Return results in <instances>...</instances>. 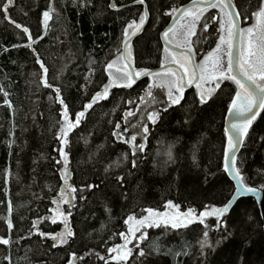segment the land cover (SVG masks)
Returning <instances> with one entry per match:
<instances>
[{
    "label": "trees",
    "instance_id": "obj_1",
    "mask_svg": "<svg viewBox=\"0 0 264 264\" xmlns=\"http://www.w3.org/2000/svg\"><path fill=\"white\" fill-rule=\"evenodd\" d=\"M111 1L126 7L113 11ZM189 1L145 0L148 21L131 46L136 69L160 65L164 51L159 34L170 20L165 13ZM6 2L0 0V88L8 92L6 98L12 108L4 104L6 98L0 93V238L8 239L9 244H0V264H68L72 253L76 254L75 264H105L98 256L116 264L108 249L124 243L119 233L127 232L124 221L128 215L138 218L146 213L145 208L163 211L169 201L179 205L180 211L191 207L198 214L205 205L220 207L230 199L234 187L223 170V119L236 85L224 81L204 105L193 91L186 92L181 103L160 112L153 125L145 109L151 112L165 105L148 107V101L139 100L147 89L146 81H142L130 89L112 88L109 97L88 110L79 127L69 134L65 151L70 185L77 192L67 191L65 185V194L75 199L63 203L62 211L71 212L68 221L73 238L67 245L54 248L50 238L34 234H57L64 228L59 217L56 224L48 219L54 215L51 210L57 205L53 200L61 199L63 185L59 173L63 161L56 163L60 159L57 149L62 146L56 139L62 106L55 101L52 88L61 89L69 118L74 120L107 83L104 68L117 58L124 29L133 21L139 22L143 7L131 5L134 0H76L75 5L72 0H13L5 13L2 6ZM50 5L54 11L45 35L43 13ZM205 15L214 16L213 10ZM251 22H242V27H249ZM17 23L29 29L36 44L17 47L29 44L28 34L17 28ZM208 23L207 33L199 25V39L193 38L201 58L216 39V23ZM33 49L49 69L47 78L52 88L40 83L43 71L35 62ZM90 60L95 61L91 64L95 74L86 81ZM154 95L167 101L158 92ZM129 100L135 103L129 104ZM138 105L139 110L125 125L124 113L136 110ZM140 121L151 131L145 150L135 157L138 167L133 169L130 145L117 141L112 132L120 123L128 128L126 138L135 134L137 143L143 142L141 129L132 128ZM249 131L237 162L246 183L259 189L264 185V111ZM122 154L128 155L127 163ZM105 168L109 169L107 173ZM117 176L124 180L118 181ZM88 184L99 188L88 191ZM224 219L227 231L209 232L214 250L205 248L201 254L198 241L205 228L200 223L175 230L161 225L147 229V238L137 242L139 248L137 243L128 245L133 254L120 264H264V234L254 200H238ZM8 220L13 224L11 230ZM215 224L209 225L214 229ZM228 233L231 235L222 239ZM217 240H222L218 246ZM141 251L144 256H139Z\"/></svg>",
    "mask_w": 264,
    "mask_h": 264
},
{
    "label": "snow or ice",
    "instance_id": "obj_2",
    "mask_svg": "<svg viewBox=\"0 0 264 264\" xmlns=\"http://www.w3.org/2000/svg\"><path fill=\"white\" fill-rule=\"evenodd\" d=\"M134 2L144 4L145 0H134ZM72 3L75 5L76 0H72ZM10 6H13V0H7L3 4V11L7 13ZM109 7L115 8V5H109ZM209 9H216L218 15L206 16L205 14ZM53 11L54 9L50 5L49 9L43 13L45 35L49 27L48 22L51 19L50 14ZM175 13H179V15H174ZM146 15L145 13L140 16L139 23L133 21L124 29L123 51L117 49L119 52L117 58L108 62L104 68L108 76L107 83L103 84L102 91H97L91 97V100L84 104V110L75 114V120L69 118V108L61 96V89L59 87L52 88L47 78L49 69L40 58L39 53L33 49L36 55L35 62L43 71L40 83L44 88H52L56 93L55 101L62 106V120L58 121L60 123V130L56 136V139L60 140L62 146L57 149L60 159L56 163L60 164L63 161L61 178L65 182L67 191L71 193L77 192L75 187L68 184L69 158L68 153L65 151V146L69 144V134L75 128L79 127L81 120L85 117L88 110L92 109L101 100L109 97L110 89H130L142 77L151 78L152 83L147 86L145 95L139 97V100L142 103L148 101V107H151L153 104L165 105L163 108H156L151 112H147V109H145L147 120L153 125L159 120L160 112H167L173 105H179L181 103L184 99V90L186 87L194 85L199 101L201 105H204L213 98L214 93H216L217 89H220L224 81H232L236 85L237 91L231 98L227 109L232 119L229 123V128L225 130V135L228 140L227 146L224 149V171L230 175L236 187L232 197L223 206L205 205L204 210L199 212L198 215L196 210L191 207L186 212H180V206L173 204L171 201L166 203V211L163 213L151 208H145L143 211L147 212V216L138 219L134 214L128 215L124 221L128 226L127 233H119L124 243L108 249L109 254L115 253L114 256H110V259L116 261V264H120L121 261L126 262L132 256V249L128 245L132 243L133 239L143 242L147 238L146 233L143 232L137 237L136 233L141 228L160 227L161 225H164L165 228L170 226L175 230L187 228L190 224L199 222L205 228L203 238L198 241L201 254H203L205 248H212L214 250L215 246L209 243V232L212 230L220 231L221 229L227 231V223L224 218L229 213L233 203L241 196L256 195L260 190L246 183V177L242 174V170L238 166L237 150L245 145V139L249 136V130L252 128L254 121L264 111V0H255L254 4L253 0H247L246 4L242 3V0H192L191 5H186L182 8L173 6L165 15L171 16L176 23L163 32V39L166 44L172 43L173 48H182L183 51L174 52L165 48V57L161 60L160 70L158 71L148 69L135 70L131 67V36H135L141 30L145 23ZM8 18L10 19V17ZM209 20L219 25L217 29L218 42L216 43L215 49L209 52L202 62L197 64L193 59L195 55L193 47L196 41L192 38L197 37L199 39L197 34L198 24L201 25V31L207 33ZM248 20L253 21L251 26H240V22H246ZM177 24H179V29L176 26ZM15 26L21 28L24 33L28 34L29 40V44L17 45V47H31V45L37 43L29 33L27 27H22L18 23ZM129 30L132 31L129 32ZM40 38L43 39V37ZM173 41L177 42L173 43ZM89 63L88 75L84 77L86 81H89L95 74L91 68V64H94L95 61L90 60ZM170 64H175L176 67H168ZM210 85H214V87ZM156 88L167 90V101H161L156 98L153 91ZM0 93H3L5 98L9 95L3 88H0ZM133 103L135 101L129 100V104ZM4 104L12 108L7 98L4 100ZM138 110L139 105L136 110H129L124 113L123 120L125 125L129 123V117L134 116ZM132 128L141 129L139 135L143 142L137 143V135L135 134L126 138L124 133L128 132V128L126 126L122 127L120 123L115 124V130L112 132V135L117 141L130 145L131 155L133 157L131 166L135 169L138 167V162L135 157L137 153L145 150L151 129L143 121L133 124ZM171 158V153H169V160ZM122 160L124 163H127L128 155L122 154ZM193 161L195 163V153L193 154ZM108 171L109 169L105 168V172L107 173ZM116 179L123 181L124 177L117 176ZM95 188H99V185H86L88 191ZM260 188L264 189V185H261ZM59 195L61 197L60 200H53V203L57 205L55 209L51 210L54 215L48 219L51 220L52 224H56L57 217H59L64 225L63 231L57 234L34 233L38 234L41 238L46 236L50 238L53 241L52 247L54 248L60 245H67L69 240L74 236L68 221V216L71 215V212L65 213L62 211L60 204H70L71 200L75 199V197L68 198L65 194V189H61ZM125 198H127L126 195ZM11 211L12 206L9 204V213ZM105 211L110 212V209L105 208ZM209 217H214L216 220L214 229L206 223ZM7 223L8 228L11 230L13 228L11 220H8ZM33 227H36L35 223ZM228 235H231V233L223 236L222 239H227ZM221 242L222 240H217L215 242L216 246ZM0 244L8 245L9 240L0 238ZM136 247L139 248V243L136 244ZM144 255L145 253L143 251L139 252V256ZM184 255H188V252L185 251ZM72 257L68 264H75L76 254L72 253ZM98 258L104 260L105 264H109V260L104 256H98ZM79 259H83V257Z\"/></svg>",
    "mask_w": 264,
    "mask_h": 264
},
{
    "label": "water",
    "instance_id": "obj_3",
    "mask_svg": "<svg viewBox=\"0 0 264 264\" xmlns=\"http://www.w3.org/2000/svg\"><path fill=\"white\" fill-rule=\"evenodd\" d=\"M191 3H192V0L189 1L188 3H185V4L181 5V6H179V7L182 8V7L186 6V5H191ZM110 5H115V3H114L113 1H111ZM131 5H141V6L143 7V15H144L145 13L147 14V9H146V5H145V4H137V3L134 2V3H132ZM125 7H126V6H124V7H122V8H125ZM122 8H121V7H118V6H116V5H115V8L110 7V9L113 10V11H118V10H120V9H122ZM174 15H177V16H178L179 13H175ZM147 21H148V14L146 15L145 23H144V25L142 26L141 30H140L135 36H131V44H130V47H131L132 43L134 42V40H135L138 36L141 35V33H142V31H143L145 25L147 24ZM174 23H176V22H175V21L172 19V17H171L170 20H169V22H168V24L164 27V29H163V30L160 32V34H159V41H160V44H161V46H162L163 49L168 48L170 51L180 52V51H183L182 48H173L172 43H167V44H166V43H165V40L163 39V32L166 31L169 27H172ZM240 26L242 27V23H241V22H240ZM123 49H124V45H123V43H122V45H121V49H120V50L123 51ZM193 59H194V62H195V58H193ZM131 60H132V65H131V67H132L133 69L136 70L132 55H131ZM168 67L175 68L176 65H175V64H170V65H168ZM148 70L158 71V70H160V66L157 67V68H152V69H148ZM147 78H148V77H142V78H140L139 80L136 81V83H135L134 85H136L138 82H140V81H142V80H144V79H147ZM134 85H133V86H134ZM194 87H195L194 85L189 86V87H186L185 90H184V93L187 92L188 90H190L191 88H194ZM116 89H126V88H116ZM110 90H111V89H110ZM236 91H237V90H236ZM234 95H235V94H234ZM234 95H233V96H234ZM105 100H106V99H105ZM227 109H228V108H227ZM87 112H88V111H87ZM231 119H232L231 116L229 115L228 111L226 110V113H225V116H224V119H223V132H224V135H225V130L229 128V123H230ZM74 120H75V119H74ZM227 140H228V138H227V136L225 135V145H224V149H225V147L227 146ZM242 148H243V146L237 150V157L239 156V154H240ZM224 165H225V159H224V151H223V170H224ZM61 170H62V168L59 170L60 176H61ZM224 172H225V171H224ZM68 174H69L68 184L70 185L71 175H70V171H69V169H68ZM225 174H226V177L228 178V180L232 183V185H233V187H234V191H235V187H236L235 182L230 178V175H229L227 172H225ZM61 179H62V178H61ZM62 182H63V185H62L61 189H64V187H65V182H64L63 179H62ZM257 189H258V188H257ZM234 191H233L232 195L234 194ZM232 195H231V197H232ZM231 197H230V198H231ZM240 199H253V200H254V202H255V204H256V206H257V210H258L259 217H260V220H261V223H262V230H263V234H264V189H260V190L257 192L256 195H245V196H241L239 199H237V200L233 203V205H232L231 208H230V211H231V209L233 208V206L236 204V202H237L238 200H240ZM71 202H72V200H71ZM222 206H223V205H222ZM230 211H229V212H230ZM198 214H199V213H198ZM198 214H197V215H198ZM208 219H215V218H214V217H209ZM196 223H199V222H196ZM122 244H123V243H122ZM120 245H121V244H120ZM111 254H112V253H111ZM113 254L115 255V253H113Z\"/></svg>",
    "mask_w": 264,
    "mask_h": 264
},
{
    "label": "rangeland",
    "instance_id": "obj_4",
    "mask_svg": "<svg viewBox=\"0 0 264 264\" xmlns=\"http://www.w3.org/2000/svg\"><path fill=\"white\" fill-rule=\"evenodd\" d=\"M212 10H213L214 16L218 15V12H217L216 9H212ZM170 18H171V16H170ZM138 23H139V22H138ZM181 23H183V21H181ZM252 23H253V21L250 23V26H251ZM43 25H44V17H43ZM176 26H177V28L179 29V24H177ZM198 27H199V24L197 25V29H198ZM218 28H219V25L216 23V33H217V29H218ZM131 31H132V30H129V32H131ZM123 40H124V38H123ZM176 42H177V41H173V43H176ZM217 42H218V33L216 34V39H215V43H214L213 47L211 46V47H210L211 49H210V50H207V51L204 53V56H202V58L199 57V60L197 61V64H199L200 62H202V61L205 59V57L208 55V53L211 52L213 49H215V47H216V43H217ZM163 51H164V50H163ZM118 55H119V54H118ZM164 57H165V51H164V53H163V59H164ZM225 61H226V57H225ZM106 74H107V73H106ZM107 78H108V76H107ZM231 82H232V81H231ZM150 83H152L151 78H150ZM210 86H213V87H214V85H210ZM153 91L158 92V93L160 94V96H162L164 99H167V95H166V91H167V90H166V89L156 88V89H154ZM259 189H261V188H259ZM66 196H67L68 198H71V197L69 196V194H66ZM62 205H63V203L60 204V208H61V210L63 209V208H62ZM164 211H166V209H164L163 211H160V212L163 213ZM179 211H180V210H179ZM180 212H186V211H180ZM53 214H54V213H53ZM143 216H147V212H146L144 215L138 217V219L141 218V217H143ZM58 220L60 221V218H58ZM206 222H208L207 224L213 225V224L216 223V220H215V219H207ZM162 226H164V225H162ZM169 227H170V226H169ZM147 229H149V228H141L140 231H138V232L136 233L137 237L140 236L141 232L146 233ZM126 233H127V232H126ZM137 242H139V241L136 240V239H133L132 243L129 244V246H130V245H135Z\"/></svg>",
    "mask_w": 264,
    "mask_h": 264
},
{
    "label": "flooded vegetation",
    "instance_id": "obj_5",
    "mask_svg": "<svg viewBox=\"0 0 264 264\" xmlns=\"http://www.w3.org/2000/svg\"><path fill=\"white\" fill-rule=\"evenodd\" d=\"M208 11H210V10H208ZM217 34V33H216ZM194 38V37H193ZM192 38V39H193ZM193 52H194V58H195V63H197V61L199 60V57L197 56V52H196V50L194 49V47H193ZM160 66V65H159ZM159 66H157V67H159ZM157 67H155V68H157ZM141 69H143V68H140V69H138V70H141ZM145 69V68H144ZM152 69V68H151ZM143 82H145L146 81V86H148L149 84H150V78H147V79H144V80H142ZM142 81H140V82H142ZM189 91H193L194 93H195V95H196V97H197V99H199L198 98V95H197V90H196V88L194 87V88H191L190 90H188L187 92H189ZM154 92H156V91H154ZM236 92V91H235ZM235 92H234V94H235ZM186 93V92H185ZM184 93V94H185ZM233 94V95H234ZM167 100V99H166ZM231 102V101H230Z\"/></svg>",
    "mask_w": 264,
    "mask_h": 264
}]
</instances>
